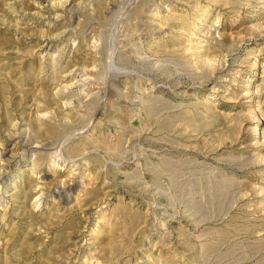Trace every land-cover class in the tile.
<instances>
[{
  "label": "rangeland",
  "instance_id": "obj_1",
  "mask_svg": "<svg viewBox=\"0 0 264 264\" xmlns=\"http://www.w3.org/2000/svg\"><path fill=\"white\" fill-rule=\"evenodd\" d=\"M85 260L264 264V0H0V264Z\"/></svg>",
  "mask_w": 264,
  "mask_h": 264
},
{
  "label": "bare ground",
  "instance_id": "obj_2",
  "mask_svg": "<svg viewBox=\"0 0 264 264\" xmlns=\"http://www.w3.org/2000/svg\"><path fill=\"white\" fill-rule=\"evenodd\" d=\"M126 2V1H125ZM64 29V28H63ZM66 33H67V29H64V30H62L59 34H56V37H58V39L62 36V35H66ZM50 35V34H49ZM55 36H45L44 37V35H43V38H41L42 39V44L44 45V44H48L49 43V41H51L52 40V38H54ZM83 71V70H82ZM83 74H84V72H82V73H78V75H80L81 77L78 79V82H79V80H80V82L79 83H77V84H87V82H85L84 83V81H86V77H84L83 76ZM89 80H91L90 78H88ZM88 80V81H89ZM91 82V81H90ZM66 86V85H65ZM61 87V86H60ZM76 87V86H75ZM66 89V88H65ZM81 90V89H80ZM63 91V90H62ZM79 93V92H78ZM66 104V103H65ZM64 139V138H63ZM67 159H65L64 157H59L58 159H57V161L59 162V161H62V162H65ZM59 164V163H58ZM74 171V170H73ZM44 192H41L38 196H37V201H41L45 196H44ZM84 264H88V262L85 260L84 261ZM89 264H92V262H90Z\"/></svg>",
  "mask_w": 264,
  "mask_h": 264
}]
</instances>
